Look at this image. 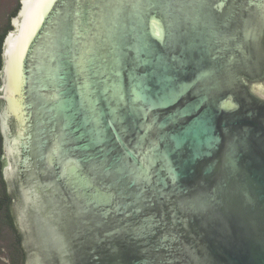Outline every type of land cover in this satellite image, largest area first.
Instances as JSON below:
<instances>
[{"label": "water", "instance_id": "obj_1", "mask_svg": "<svg viewBox=\"0 0 264 264\" xmlns=\"http://www.w3.org/2000/svg\"><path fill=\"white\" fill-rule=\"evenodd\" d=\"M12 25L27 264H264V0H21Z\"/></svg>", "mask_w": 264, "mask_h": 264}, {"label": "flooded vegetation", "instance_id": "obj_2", "mask_svg": "<svg viewBox=\"0 0 264 264\" xmlns=\"http://www.w3.org/2000/svg\"><path fill=\"white\" fill-rule=\"evenodd\" d=\"M19 4H21V0H0V15L3 13L2 9L8 6V13L0 23V34L9 25H12V19L15 16L11 17V14ZM5 166L6 158L4 157L2 139L0 143V264H27L28 252L24 246L23 237L15 224L12 212L14 199L9 192L8 183L4 176Z\"/></svg>", "mask_w": 264, "mask_h": 264}, {"label": "trees", "instance_id": "obj_3", "mask_svg": "<svg viewBox=\"0 0 264 264\" xmlns=\"http://www.w3.org/2000/svg\"><path fill=\"white\" fill-rule=\"evenodd\" d=\"M20 7H21V4H19L18 7L14 10V12L11 14V17L16 16V14L19 11ZM11 29H12V25H9V27L7 29H5V31L3 30V32L0 34V71H1V69L3 67V44H4L5 38L7 36V32L9 30H11ZM0 84H1V77H0ZM1 142H2V135H1V132H0V143Z\"/></svg>", "mask_w": 264, "mask_h": 264}, {"label": "snow or ice", "instance_id": "obj_4", "mask_svg": "<svg viewBox=\"0 0 264 264\" xmlns=\"http://www.w3.org/2000/svg\"><path fill=\"white\" fill-rule=\"evenodd\" d=\"M136 99H142V97L139 95V93H137L136 94ZM96 142L97 143H102L103 141H102V138L100 137V136H97L96 137ZM142 179H148V177H147V174L146 173H142V174H140V175H136L135 176V181H140V180H142Z\"/></svg>", "mask_w": 264, "mask_h": 264}, {"label": "crops", "instance_id": "obj_5", "mask_svg": "<svg viewBox=\"0 0 264 264\" xmlns=\"http://www.w3.org/2000/svg\"><path fill=\"white\" fill-rule=\"evenodd\" d=\"M2 10H3V13H1L0 15V23L2 22V19H4L8 13V6H6L5 9H2Z\"/></svg>", "mask_w": 264, "mask_h": 264}]
</instances>
